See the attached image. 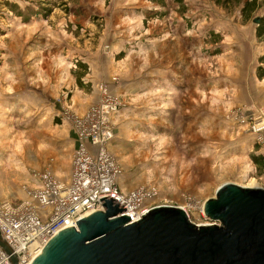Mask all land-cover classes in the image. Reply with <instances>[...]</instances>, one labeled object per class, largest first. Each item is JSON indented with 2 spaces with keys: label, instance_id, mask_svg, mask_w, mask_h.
Returning a JSON list of instances; mask_svg holds the SVG:
<instances>
[{
  "label": "rangeland",
  "instance_id": "obj_1",
  "mask_svg": "<svg viewBox=\"0 0 264 264\" xmlns=\"http://www.w3.org/2000/svg\"><path fill=\"white\" fill-rule=\"evenodd\" d=\"M262 16L264 2L244 20L210 0H0V181L25 177L32 190L46 169L68 180L75 148L63 117L84 115L80 96L107 86L77 88L88 55L127 85L126 96L112 93L123 107L107 145L122 195L154 188L148 205L211 224L203 205L219 187L264 190L252 159L264 130L260 141L251 131L264 119Z\"/></svg>",
  "mask_w": 264,
  "mask_h": 264
},
{
  "label": "water",
  "instance_id": "obj_2",
  "mask_svg": "<svg viewBox=\"0 0 264 264\" xmlns=\"http://www.w3.org/2000/svg\"><path fill=\"white\" fill-rule=\"evenodd\" d=\"M253 23L258 26L260 18ZM54 236L31 264H264V190L225 184L203 205L211 224L196 226L179 208L158 206L137 222L123 206L100 200ZM11 264L17 258L0 236Z\"/></svg>",
  "mask_w": 264,
  "mask_h": 264
},
{
  "label": "built area",
  "instance_id": "obj_3",
  "mask_svg": "<svg viewBox=\"0 0 264 264\" xmlns=\"http://www.w3.org/2000/svg\"><path fill=\"white\" fill-rule=\"evenodd\" d=\"M97 89V101L84 115L63 117L70 122L77 143L68 180L60 181L46 169L34 174L39 186L27 190V200L17 206L0 200V236L16 256L17 264H31L54 236L76 228V222L87 211H102L101 199L111 198L122 205L130 223L158 207L147 204L157 196L154 188L137 189L125 196L120 192V166L107 145L114 138L112 118L123 103L107 86L101 84ZM260 117L251 127L259 141V133L264 130V119ZM260 146L264 158V142ZM0 264H11L1 248Z\"/></svg>",
  "mask_w": 264,
  "mask_h": 264
},
{
  "label": "crops",
  "instance_id": "obj_4",
  "mask_svg": "<svg viewBox=\"0 0 264 264\" xmlns=\"http://www.w3.org/2000/svg\"><path fill=\"white\" fill-rule=\"evenodd\" d=\"M100 58H104L103 56H101ZM85 64V65H84ZM84 64L80 63L78 65V68L83 69V75L81 77L75 78V80L77 81V88L80 90H83V87L85 85V83L88 82V84H98V83H105L109 90L112 93H115L117 95H120L121 97L126 96V92L127 89V85L125 81H118V79L116 78V80L111 81L110 78H112V72L110 71V69L108 67H106V69H104V62L102 61H95L91 60V57L89 58L88 55H86L85 59H84ZM106 64V62H105ZM86 73V75H85ZM88 75V76H87ZM95 83V84H94ZM91 95L90 98L87 95H81L80 97L82 99H80V103L76 104V109H79L78 112H83L86 109H88L96 100L97 98V91L96 89H92L91 91ZM97 94V95H96ZM120 111V110H119ZM118 111V112H119ZM120 113V112H119ZM119 113H117L114 118H118ZM113 118V119H114ZM114 124V122H113ZM66 126V128L68 129L66 135H65V139L63 142H65L66 144H68L69 148L74 150V148H76L77 143H76V138L75 135L73 134L72 130H69V127L67 124H63ZM1 162H5V160H0V164ZM7 177V176H5ZM8 178V177H7ZM25 178V177H24ZM23 178V179H24ZM5 179V178H4ZM23 179L18 180V181H10L5 179L4 181H6L5 183L1 180L0 181V200L1 201H5L10 203L12 206H17L19 205L21 202L25 201V199L27 198V189L29 188L28 186H24L26 183L31 185V182H28V180L23 181ZM32 185L34 186L33 182ZM35 185H37L35 183Z\"/></svg>",
  "mask_w": 264,
  "mask_h": 264
},
{
  "label": "trees",
  "instance_id": "obj_5",
  "mask_svg": "<svg viewBox=\"0 0 264 264\" xmlns=\"http://www.w3.org/2000/svg\"><path fill=\"white\" fill-rule=\"evenodd\" d=\"M183 0H174L175 4H181ZM213 1L217 5L221 6H231L232 8H239V12L241 17L244 20L250 19L261 7V3L264 2V0H210ZM158 2L162 3V0H158ZM256 38L258 40L264 38V16L260 18V23L256 28ZM117 57H123V54H120ZM261 61H264V57L261 59ZM258 77L264 78V68L260 67L258 69ZM260 145L258 147V156H253L252 159L256 163L257 166H259L260 169L263 170L264 173V158L260 153Z\"/></svg>",
  "mask_w": 264,
  "mask_h": 264
}]
</instances>
